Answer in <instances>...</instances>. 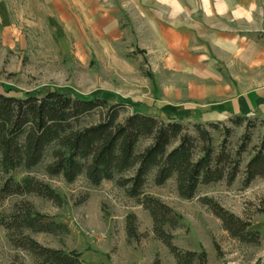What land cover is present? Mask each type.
Listing matches in <instances>:
<instances>
[{"label":"rangeland","instance_id":"obj_1","mask_svg":"<svg viewBox=\"0 0 264 264\" xmlns=\"http://www.w3.org/2000/svg\"><path fill=\"white\" fill-rule=\"evenodd\" d=\"M21 13L18 11V14ZM12 22L20 24L22 41L15 43V48H10L8 44L15 42V36L9 29L8 36H5L3 27L0 26V92L11 89L13 93L24 96L28 92L54 87L63 93L95 97L100 96L99 90L105 89L106 94L112 97V91L119 90L118 93L124 98L116 100L113 96V99L107 100L110 103L128 104L119 113V122L133 114L141 98L126 97L132 94L129 84L122 79H119V83L114 82V73L85 67L80 60L77 62L74 55L63 54L61 47L48 48L39 54L28 51L27 46L32 44L29 34L47 33L50 30L48 25L42 24L40 17L15 19L13 16ZM258 28V46L261 49L264 48V25ZM5 37H9L8 43L4 42ZM66 50L69 51L70 48ZM222 72L227 83L232 81L237 86L244 84L241 86L244 90L264 86V65H260L254 72L247 71L244 76H240V85L236 77L227 76V71L223 68ZM202 81L201 91L206 85L213 86L210 78H202ZM232 94L234 93L226 96ZM200 96H205L204 92ZM202 97L191 101L203 102ZM205 99L209 101L207 96ZM105 112L106 110H97L85 116L82 125H96L102 121ZM183 125L194 136L197 135L196 126L207 129L216 151L224 148L233 156L243 145L245 148L239 156V174L232 184L227 180L203 184L193 199L185 200L180 197L175 178L162 186H156L153 174L150 175L143 190L145 195L160 199L181 216V221L174 228L165 226V232L170 236V244L181 254L195 253V260L206 254V264H264V177L245 185L247 164L264 140V113L256 118H246L239 124L235 120L218 123L215 128L190 120L183 122ZM151 143L150 138L142 139L138 151L142 152ZM177 144L178 142L173 143L170 149ZM199 155L198 151L196 157ZM51 162L52 150L36 169L19 172L15 179L21 180L24 176H30L42 181L62 195V204L34 194L13 195L0 203V218L8 217L25 203L30 204L32 210L67 224L68 231L50 234L27 230L28 236L53 250L81 253L82 259L92 264H179L169 245L156 235L150 211L118 185L121 177L127 179L133 175V171L94 186L84 175L73 183L61 176H49L46 168ZM2 182L0 174V184ZM212 205L220 206L241 219L249 226L246 232L260 233L257 241L234 238L225 230L222 219L214 214ZM131 215L135 217L131 219L133 235L129 234L128 219ZM0 264H37L35 256L29 250L14 245L7 229L1 224Z\"/></svg>","mask_w":264,"mask_h":264},{"label":"trees","instance_id":"obj_2","mask_svg":"<svg viewBox=\"0 0 264 264\" xmlns=\"http://www.w3.org/2000/svg\"><path fill=\"white\" fill-rule=\"evenodd\" d=\"M126 105V102L110 103L98 95L63 93L54 87L24 96L11 89L0 92V174L3 181L0 203L13 195L34 194L62 204V195L42 181L30 176L15 179L19 172L36 169L51 150L52 162L46 173L51 177L61 176L69 183L84 175L92 185L98 186L133 171L127 179L121 177L118 185L150 211L156 235L169 245L179 264H206V254L195 260V253L181 254L170 244L165 226L174 228L181 216L160 199L145 195L143 190L151 174L156 186L175 178L179 195L185 200L193 199L203 184L222 180L232 184L239 174V156L245 146L231 156L224 148L214 149L207 129L196 126L197 135L194 136L185 130L181 121L159 119L141 112H133L119 122V113ZM97 110H106L102 121L96 125H82L84 117ZM246 118L250 116L231 120L239 124ZM217 124L208 125L215 128ZM145 138H150L152 143L139 152L138 145ZM175 142L177 146L170 149ZM262 142L247 164L246 186L264 177V140ZM198 151L200 155L196 157ZM212 208L234 238L257 241L260 233L246 232L249 226L241 219L220 206L212 205ZM16 210L8 217H1L0 224L5 226L14 245L29 250L37 264H92L84 261L81 253L44 247L26 234L27 230L65 233L67 224L32 210L30 204L25 203ZM132 218L134 215L128 219L130 235L134 234Z\"/></svg>","mask_w":264,"mask_h":264},{"label":"crops","instance_id":"obj_3","mask_svg":"<svg viewBox=\"0 0 264 264\" xmlns=\"http://www.w3.org/2000/svg\"><path fill=\"white\" fill-rule=\"evenodd\" d=\"M13 16L40 17L50 29L29 34L28 51L61 47L85 67L114 73V82L129 84L132 94L126 97L141 98L134 112L200 124L264 113V86L244 90V84L227 83L222 72L240 85V76L264 65L257 37L264 0H0L3 34L10 30L15 36L10 48L22 41ZM206 77L213 86L201 91ZM118 92L112 97L124 98ZM98 94L112 98L105 89ZM200 97L203 102L191 101Z\"/></svg>","mask_w":264,"mask_h":264}]
</instances>
